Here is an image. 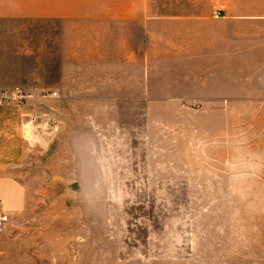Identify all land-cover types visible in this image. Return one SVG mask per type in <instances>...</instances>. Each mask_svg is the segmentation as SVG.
<instances>
[{"label":"rangeland","instance_id":"obj_1","mask_svg":"<svg viewBox=\"0 0 264 264\" xmlns=\"http://www.w3.org/2000/svg\"><path fill=\"white\" fill-rule=\"evenodd\" d=\"M227 4L150 0L156 16ZM50 66V51L37 55L33 34L0 36L3 89L50 91L57 80ZM4 109V137L17 136L20 149L11 164L0 165V180L15 182L4 189L16 185L22 202L3 199L12 210L0 233V264H264V145L245 148L251 144L244 142L242 117L231 119L229 149L227 119H197L190 109L180 122L148 119L145 103L136 119L131 103H93L95 150L88 157L77 148L78 135L53 132V101Z\"/></svg>","mask_w":264,"mask_h":264},{"label":"crops","instance_id":"obj_2","mask_svg":"<svg viewBox=\"0 0 264 264\" xmlns=\"http://www.w3.org/2000/svg\"><path fill=\"white\" fill-rule=\"evenodd\" d=\"M16 23L35 31L0 30V36L33 34L37 55L50 51L57 79L50 91H26L33 95L28 102L53 101V132L78 135L77 148L88 157L95 150L92 104L104 102L131 103L136 119L140 103L148 119L180 122L188 109L197 119H227L223 136L229 149L235 138L231 119L242 117L244 142L251 144L245 148H263L264 0H228L226 9L169 16L153 14L150 0H0V26ZM6 84L0 79V88ZM109 86L114 94L105 92ZM7 106L0 107L3 166L20 149L17 136L4 137ZM13 183L0 180L6 212L12 206L4 198L22 202L16 185L13 192L4 189Z\"/></svg>","mask_w":264,"mask_h":264},{"label":"built area","instance_id":"obj_3","mask_svg":"<svg viewBox=\"0 0 264 264\" xmlns=\"http://www.w3.org/2000/svg\"><path fill=\"white\" fill-rule=\"evenodd\" d=\"M54 97L58 96V93H52ZM33 99V95L27 93L26 91L16 88L13 91H7L0 88V107L11 105V104H21L26 103ZM11 222L10 215L5 211L2 202L0 201V233L4 232L5 229Z\"/></svg>","mask_w":264,"mask_h":264}]
</instances>
